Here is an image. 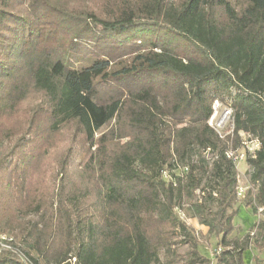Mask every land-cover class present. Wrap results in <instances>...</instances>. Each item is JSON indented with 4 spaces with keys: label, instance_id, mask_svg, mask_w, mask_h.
Returning <instances> with one entry per match:
<instances>
[{
    "label": "trees",
    "instance_id": "obj_1",
    "mask_svg": "<svg viewBox=\"0 0 264 264\" xmlns=\"http://www.w3.org/2000/svg\"><path fill=\"white\" fill-rule=\"evenodd\" d=\"M215 100L233 109L224 138ZM240 132L261 145L258 213L264 0H0V234L42 216L11 242L29 263L2 250L0 264H159L178 232L213 264L184 208L222 247L214 264H247L264 219L232 236Z\"/></svg>",
    "mask_w": 264,
    "mask_h": 264
},
{
    "label": "rangeland",
    "instance_id": "obj_2",
    "mask_svg": "<svg viewBox=\"0 0 264 264\" xmlns=\"http://www.w3.org/2000/svg\"><path fill=\"white\" fill-rule=\"evenodd\" d=\"M237 3H246L247 0H236ZM215 101L213 104V109L215 106ZM226 105L220 101L218 107V113L216 117H220L223 109ZM6 152V146L0 148V155ZM238 166V185L240 187L245 188L246 192L249 188H252V195L255 194L256 188L252 184L250 180V168L247 161H240L237 164ZM177 172H180L179 170ZM236 207L239 208L238 213L234 217V224L236 226L235 231L232 233V236L243 237L248 232L256 231L255 224L260 220L264 219V211L262 208L259 209L258 213H255L252 207L246 206V197H239ZM180 216L189 224V226H194L197 230V236L200 238V244L198 247L199 252L210 258L214 263H216L217 253L215 252V248L217 245V238L215 236H211L208 233L204 234L200 229V224L198 219L195 218L191 211L188 209H179ZM41 214L33 213L27 216L24 221L25 223L22 226H18L16 228V234L10 235L3 233L7 236H12L14 240L17 241V245H20L21 239L20 237H26L31 227L41 220ZM8 233H12L9 231ZM256 238V237H255ZM195 256L192 252V247L189 243L184 240L183 235L178 232L176 236L173 238V243L170 247H162L160 249V260L159 264H199L195 262ZM253 259V253L251 250H247L244 254V260L250 261Z\"/></svg>",
    "mask_w": 264,
    "mask_h": 264
},
{
    "label": "built area",
    "instance_id": "obj_3",
    "mask_svg": "<svg viewBox=\"0 0 264 264\" xmlns=\"http://www.w3.org/2000/svg\"><path fill=\"white\" fill-rule=\"evenodd\" d=\"M214 112L209 119V123L212 127L216 129L219 135L224 138L228 134H233L234 132V114L233 109L230 106H227L223 109L220 117H216L218 113V107L220 104L219 100H215ZM242 136V146L237 149L230 148L227 151V156L235 160L236 164L240 161H247L249 156H255L256 151L260 148V141L258 138L253 137L251 134L240 132ZM237 194L239 197L246 196V190L243 187L238 185ZM254 233V232H253ZM14 240L12 236H7L0 234V251L2 250H11L16 252L19 257L26 263H29L28 257L25 253L19 248L13 245L11 242ZM222 250V247H216L215 252L219 253ZM71 264H75L72 262Z\"/></svg>",
    "mask_w": 264,
    "mask_h": 264
},
{
    "label": "crops",
    "instance_id": "obj_4",
    "mask_svg": "<svg viewBox=\"0 0 264 264\" xmlns=\"http://www.w3.org/2000/svg\"><path fill=\"white\" fill-rule=\"evenodd\" d=\"M200 229L204 234L208 233V228L205 225L200 224ZM247 250H251L253 253V259L250 261H245L247 264H264V250L259 251L253 246ZM247 250L244 251V254ZM256 258H258V260H256Z\"/></svg>",
    "mask_w": 264,
    "mask_h": 264
}]
</instances>
